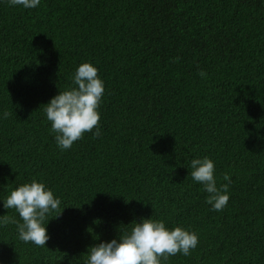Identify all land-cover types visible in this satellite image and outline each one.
I'll return each instance as SVG.
<instances>
[{"label": "trees", "instance_id": "1", "mask_svg": "<svg viewBox=\"0 0 264 264\" xmlns=\"http://www.w3.org/2000/svg\"><path fill=\"white\" fill-rule=\"evenodd\" d=\"M86 61L102 134L62 151L44 104ZM204 156L231 177L222 211L190 175ZM32 179L61 200L49 219L62 213L40 247L0 201V264H84L151 216L199 237L167 264H264V0H0V198Z\"/></svg>", "mask_w": 264, "mask_h": 264}, {"label": "clouds", "instance_id": "2", "mask_svg": "<svg viewBox=\"0 0 264 264\" xmlns=\"http://www.w3.org/2000/svg\"><path fill=\"white\" fill-rule=\"evenodd\" d=\"M7 3L13 7L34 9L41 0H7ZM98 71L90 61L80 63L72 75V86L59 90L44 104L43 112L51 125L50 134L54 135L62 151L70 149L86 132H91L94 137L102 134L99 108L105 84ZM200 74L203 76L205 73ZM9 115L5 111L2 118L6 119ZM189 167L192 179L207 193L206 203L213 211H222L230 199L231 177L225 174L223 180L226 183L218 184L215 162L208 156L191 159ZM0 201L5 209H15L18 213L20 219L13 220V223L20 240L46 246L50 238L47 224L62 213L49 219L61 205L60 198L51 188L42 181L32 179L17 185ZM7 219L0 215V223H6ZM133 222L129 224L130 228L120 229L117 238L90 246L84 264H167L170 257L177 254L189 256L198 246L197 233L183 226L170 228L164 220L153 219L152 216Z\"/></svg>", "mask_w": 264, "mask_h": 264}]
</instances>
